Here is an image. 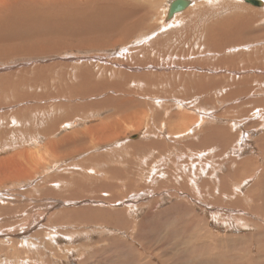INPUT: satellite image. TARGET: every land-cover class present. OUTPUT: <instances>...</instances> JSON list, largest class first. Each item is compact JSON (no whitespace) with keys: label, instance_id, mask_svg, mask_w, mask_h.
Segmentation results:
<instances>
[{"label":"rangeland","instance_id":"obj_1","mask_svg":"<svg viewBox=\"0 0 264 264\" xmlns=\"http://www.w3.org/2000/svg\"><path fill=\"white\" fill-rule=\"evenodd\" d=\"M123 1L0 29V264H264V0H191L169 27L171 0Z\"/></svg>","mask_w":264,"mask_h":264},{"label":"bare ground","instance_id":"obj_2","mask_svg":"<svg viewBox=\"0 0 264 264\" xmlns=\"http://www.w3.org/2000/svg\"><path fill=\"white\" fill-rule=\"evenodd\" d=\"M20 2H22V4H19ZM25 2H27V3H29L30 5H28V4H26ZM114 2H117L118 3V6H119V8H120V6H122L123 4H125V2L123 1V0H116V1H114V0H83V3L82 2H79V1H77V0H0V19H2V17L3 16H6L7 17V21H4V22H9V21H11L12 20V22H9V23H7V26H6V24L5 25H2V26H0V29L2 30V29H4V30H6L7 31V29H11V30H13V29H16V28H14V27H21V25H22V23H24V25H25V27H31V26H34V25H36V23H37V20H38V18H43V19H41V20H47L48 18H52L51 20H53L54 21V23L55 22H57V21H59V19L60 18H63V20L65 19H69V20H72V21H75L76 23H79V22H77L75 19H73V18H71V17H68V16H66V15H68V14H70V15H77V16H79L80 15V18L81 19H83V18H85V20H86V18L87 17H89V18H93L94 16H96L95 15V11L96 10H98L99 9V7L100 6H104V5H106L107 7H110V6H112V4H114ZM249 4V3H248ZM165 5H169V3L168 4H165ZM191 5V4H190ZM198 5V4H197ZM252 5V4H251ZM263 5V0H261V5L260 6H262ZM64 6H69V8H66V9H64L65 7ZM105 6V7H106ZM165 7V9H164V16H163V18H164V22H162V21H160V22H162V24H164L166 27H169V26H172L173 24H175L177 21H178V19H177V14L178 13H175L174 15H173V17H171V18H169V19H167L166 20V14H167V9H168V7ZM253 6V5H252ZM255 6V5H254ZM260 6H256V7H260ZM59 7H64V8H59ZM189 7V6H188ZM194 7V6H193ZM15 8H17V9H15ZM111 8H114V7H111ZM110 8V9H111ZM122 8H124V7H122ZM15 9V10H14ZM188 9V8H187ZM191 9H192V7H191ZM119 10H117V9H111L110 11L108 10L107 12H105V13H103V14H106V20H107V22H106V25H109L110 26V24H113L116 20H119L120 21V19H121V21L122 20H124V15L125 16H127L126 15V13H122V12H118ZM187 11V10H186ZM189 11V10H188ZM187 11V13H189ZM162 12V11H161ZM128 13V12H127ZM155 13V12H154ZM182 13V12H181ZM3 16H2V15ZM100 14H102V12L100 13ZM183 17V16H182ZM54 18V19H53ZM57 18H59V19H57ZM235 18V17H234ZM234 18H232L233 20H234ZM97 19V18H96ZM104 20H105V18H103ZM103 19H101V20H95V19H93L94 21H92V22H89L88 24L90 25V23L91 24H94V22H97V23H99V24H104V20ZM180 19V18H179ZM50 20V21H51ZM62 20V21H63ZM166 20V21H165ZM232 20V21H233ZM49 21V22H50ZM52 21V22H53ZM88 21H89V19H88ZM90 21H91V19H90ZM235 21V20H234ZM60 22V21H59ZM70 22V21H69ZM68 22V23H69ZM87 22V21H86ZM85 22V23H86ZM117 22V21H116ZM240 22V21H239ZM82 23V22H81ZM84 23V24H85ZM150 23V22H149ZM242 23V22H241ZM44 24H45V22H44ZM46 24H48L47 22H46ZM45 24V25H46ZM61 24V23H60ZM71 24L72 23H70V26H71ZM74 24L75 23H73V25L72 26H74ZM96 24V23H95ZM94 24V25H95ZM232 24V23H231ZM236 24V23H235ZM240 23H238V25H239ZM39 24L37 23V25L36 26H38ZM41 25H43V24H41ZM49 25H51V24H49ZM57 25V24H56ZM56 25H55V27H56ZM59 25V24H58ZM86 25V24H85ZM84 25V26H85ZM61 26H63L62 24H61ZM69 26V25H68ZM68 26H67V28H68ZM69 26V27H70ZM71 26V27H72ZM75 26H77V25H75ZM78 26H80V23L78 24ZM92 26V25H91ZM6 27H7V29H6ZM54 27V26H53ZM65 27V26H64ZM86 27H88V26H85V28ZM96 27V26H95ZM101 27V26H100ZM27 28V29H28ZM74 28V27H73ZM78 28V27H77ZM76 27H75V30L77 29ZM89 28V27H88ZM87 28V29H88ZM35 29H38V28H36V27H34V29H32V30H35ZM58 28H56L55 30H57ZM63 29H65V28H62L61 30L63 31ZM94 29V28H93ZM100 29V28H99ZM29 30V29H28ZM40 30V29H39ZM48 30V29H47ZM52 30V29H51ZM50 30V31H51ZM71 30V29H70ZM30 31V30H29ZM28 31V32H29ZM41 31V30H40ZM40 31H39V33H40ZM43 31H45L44 29H43ZM49 31V32H50ZM53 31V30H52ZM58 31V30H57ZM73 31V30H72ZM78 30H76V32H77ZM26 32H27V30H26ZM85 32V31H84ZM31 33V32H30ZM34 33H36V32H34ZM33 33V31H32V35L34 34ZM38 33V34H39ZM44 33V32H43ZM47 33V32H46ZM80 33V32H79ZM23 34V33H22ZM27 34V33H26ZM37 34V35H38ZM41 34V33H40ZM30 35V34H29ZM36 35V34H35ZM241 35V34H240ZM22 42V41H21ZM255 44V43H254ZM2 45V44H1ZM111 48V47H110ZM115 50V49H114ZM117 54V53H116ZM8 55V54H7ZM16 55V54H15ZM110 55V54H109ZM125 57V56H124ZM3 58V57H2ZM8 59V58H7ZM128 66V65H127ZM47 67V66H46ZM19 71H21V69L19 70ZM24 73V72H23ZM19 74H20V72H19ZM127 74V73H126ZM17 75V74H16ZM21 76V75H20ZM2 77V76H1ZM19 77V76H18ZM21 78V77H20ZM130 80V79H129ZM65 82V81H64ZM147 82V81H146ZM86 83V82H85ZM88 83V82H87ZM82 85H83V83H81ZM212 84V83H211ZM2 85V84H1ZM69 85V84H68ZM67 85V86H68ZM88 85V84H87ZM98 85H99V83H98ZM199 85H201L200 83H199ZM66 86V87H67ZM73 86V85H72ZM94 87V86H93ZM112 87V86H111ZM116 87V86H115ZM114 87V88H115ZM85 88V87H84ZM83 88V89H84ZM203 88V87H202ZM6 89V88H5ZM61 89V88H60ZM96 89V88H95ZM101 90V89H100ZM115 90V89H114ZM31 91V90H30ZM88 91H90V90H88ZM87 91V92H88ZM91 91H92V89H91ZM69 92V91H68ZM95 92V91H94ZM97 93H98V91H96ZM102 92V91H101ZM251 92H252V90H251ZM250 92V93H251ZM79 93V92H78ZM96 93V96L99 94H97ZM65 93H63V95H64ZM70 94V93H69ZM89 94V92L87 93V95ZM91 94V93H90ZM264 94V93H263ZM51 95V94H50ZM55 95V94H54ZM59 95V94H58ZM61 95V94H60ZM67 95V94H66ZM103 95V94H102ZM45 96V95H44ZM71 96V95H70ZM62 97H64V96H62ZM76 97V96H75ZM78 97V96H77ZM90 97H91V95H90ZM94 97V96H93ZM46 98V97H45ZM79 98V97H78ZM256 98V97H255ZM20 101V100H19ZM42 102H43V100H42ZM158 103V102H157ZM37 104V103H36ZM82 104V103H81ZM106 104H107V102H106ZM105 104V105H106ZM57 105V104H56ZM80 105V104H79ZM79 105H78V107H79ZM83 105V104H82ZM104 105V106H105ZM38 106V105H37ZM46 106V105H45ZM44 106V107H45ZM55 106V105H54ZM61 105L59 104V106L58 107H60ZM86 106V104L84 105V107ZM88 106V105H87ZM107 106V105H106ZM64 107V106H63ZM69 107V106H68ZM84 107H83V110H84ZM101 107V106H100ZM173 107V106H172ZM33 108V107H32ZM32 108H29V109H31L32 110ZM34 108H36L35 106H34ZM42 108V107H41ZM86 108V107H85ZM90 108V107H89ZM53 109V108H52ZM55 109V108H54ZM56 109H57V107H56ZM55 109V110H56ZM78 109V108H77ZM81 110H82V108H80ZM91 109L93 110V108L91 107ZM31 110H29V111H31ZM41 110H45V109H41ZM62 110V109H61ZM86 110V109H85ZM95 110V109H94ZM18 111V110H17ZM34 111V110H33ZM33 111H32V113H33ZM38 111V110H37ZM37 111H34V112H37ZM39 111H40V107H39ZM38 111V112H39ZM43 111H40V112H43ZM197 111V110H196ZM53 112V111H52ZM81 112V111H80ZM79 112V113H80ZM19 113H20V111H19ZM45 113V112H44ZM59 113H61V112H59ZM64 113V112H63ZM94 113V112H93ZM34 114V113H33ZM37 114V113H36ZM92 114V113H91ZM32 114L30 113V116H31ZM40 115H41V113H40ZM49 115V114H48ZM188 115V114H187ZM32 116H34V115H32ZM36 116V115H35ZM38 116V115H37ZM49 117V116H48ZM51 117V116H50ZM63 117V116H62ZM68 117V116H67ZM191 117V116H190ZM28 118H29V116H28ZM33 118V117H32ZM56 118V117H55ZM60 118V117H59ZM71 118V117H70ZM27 119V118H26ZM30 119V118H29ZM36 119V118H35ZM42 119V118H41ZM181 119H182V117H181ZM189 120L191 119V118H188ZM204 119V118H203ZM15 120V119H14ZM54 120V119H53ZM185 120V119H184ZM24 121H25V119H24ZM52 121V120H51ZM55 121V123H56V121H57V119L56 120H54ZM183 121V120H182ZM193 121V120H192ZM197 121V120H196ZM79 122V121H78ZM102 122V121H101ZM186 122V121H185ZM24 123V122H23ZM138 123V122H137ZM183 123V122H182ZM63 124V123H62ZM61 124V125H62ZM197 124V123H196ZM44 125V124H43ZM57 125V124H56ZM60 125V126H61ZM185 125V124H184ZM184 125H182V126H184ZM25 126V125H24ZM23 126V127H24ZM27 126V125H26ZM49 126V125H48ZM58 126V125H57ZM56 126V127H57ZM59 126V127H60ZM180 126V125H179ZM186 126H189L188 124L186 125ZM20 127V126H19ZM52 127V126H51ZM63 127V126H62ZM92 128V126H89V128ZM46 128V127H45ZM45 128H44V130H45ZM50 128V127H49ZM53 128V127H52ZM55 128V127H54ZM78 128V127H77ZM90 128V129H91ZM189 128V127H188ZM13 129V128H12ZM85 129V128H84ZM95 128H93V130H94ZM183 129H185V128H183ZM187 129V128H186ZM51 130V129H50ZM49 130V131H50ZM89 131V130H88ZM88 131H85V132H88ZM91 131V130H90ZM158 131V130H157ZM44 132V131H43ZM52 132V131H51ZM58 132V131H57ZM83 132V131H82ZM182 132H184V130L182 131ZM187 132V131H186ZM47 134H49L48 132H46ZM91 133V132H90ZM178 133V132H177ZM81 134V133H80ZM89 134V133H88ZM94 134V133H93ZM66 135V134H65ZM64 135V136H65ZM91 135V134H90ZM63 136V137H64ZM77 136V138H79L78 137V135H76ZM85 136V135H84ZM46 137H49V136H46ZM33 139H34V137H33ZM52 139V138H51ZM63 139L64 138H62V140L61 141H63ZM66 139V138H65ZM74 139V138H73ZM109 139V138H108ZM57 140V139H56ZM59 140V139H58ZM92 140V139H91ZM90 140V141H91ZM140 140V139H139ZM31 141V140H30ZM47 141H48V139H47ZM52 142L54 141V140H51ZM61 141H58V142H61ZM103 141V140H102ZM51 142V143H52ZM56 143H57V141H55ZM93 142V141H92ZM97 142V141H96ZM47 144H48V142H46ZM45 142H44V145L46 144ZM50 143V142H49ZM91 143V142H90ZM98 143V142H97ZM46 144V145H47ZM54 144V143H53ZM59 144V143H58ZM43 145V146H44ZM54 145H56V144H54ZM53 145V146H54ZM48 146V145H47ZM46 146V147H47ZM53 146L51 147V148H53ZM167 146V145H166ZM244 146V145H243ZM56 147V146H55ZM49 149V148H48ZM60 149H62V148H59V150ZM41 150V149H40ZM169 150V149H168ZM42 151V150H41ZM50 151V150H49ZM52 151V150H51ZM63 151V150H62ZM38 152V151H37ZM36 152V154H38ZM43 152V151H42ZM46 152V151H45ZM48 152V151H47ZM142 152V151H141ZM33 153V152H32ZM35 153V152H34ZM49 153V152H48ZM37 156V155H36ZM38 156H40V155H38ZM42 156V155H41ZM165 156V155H164ZM43 157V156H42ZM147 157V156H146ZM33 158V157H32ZM36 158V157H35ZM39 158V157H38ZM30 159V158H29ZM92 159V158H91ZM140 159V158H139ZM244 159V158H243ZM36 161L37 162H41L40 160L38 161V159L36 158ZM33 162V161H32ZM146 162V161H145ZM250 163H251V161H250ZM41 164V163H40ZM44 165V164H43ZM72 166V165H71ZM259 167V166H258ZM104 169V168H103ZM36 171H38V170H36ZM137 171H139V170H137ZM174 171V170H173ZM28 172H30V171H28ZM35 172V171H34ZM177 172V171H176ZM5 173V172H4ZM140 173H142V172H140ZM256 174V173H255ZM27 175V174H26ZM28 175H30L29 173H28ZM106 176V175H105ZM63 177V176H62ZM61 177V178H62ZM17 178V177H16ZM142 178V177H141ZM251 178V177H250ZM2 179V178H1ZM145 179V178H144ZM7 179H5V181H6ZM10 180V179H9ZM9 180H7V181H9ZM12 180H14L15 181V179H12ZM66 180V179H65ZM240 180V179H239ZM63 181V180H62ZM144 181V180H143ZM232 181V180H231ZM234 181V180H233ZM0 183H2V181L0 182ZM31 183V182H30ZM243 183V182H242ZM230 187V186H229ZM253 187V186H252ZM165 188V187H164ZM174 189V188H173ZM251 190V189H250ZM253 193V192H252ZM58 194V193H57ZM159 194V193H158ZM171 194V193H170ZM255 194H256V192H255ZM254 195V194H253ZM69 197V196H68ZM102 197V196H101ZM53 198V197H52ZM154 198V197H153ZM238 198V197H237ZM61 199H62V196H61ZM88 200V199H87ZM122 200V199H121ZM101 201H102V199H101ZM152 201V200H151ZM157 201V200H156ZM180 201V200H179ZM76 202V201H75ZM74 202V203H75ZM104 203V202H103ZM73 205V204H72ZM120 205V204H119ZM124 206V205H123ZM13 208V207H12ZM178 209V208H177ZM120 210V209H119ZM118 210V211H119ZM169 210V209H168ZM254 210V209H253ZM117 211V212H118ZM124 211V210H123ZM127 211V210H126ZM125 211V212H126ZM248 211V210H247ZM59 212V211H58ZM220 212V211H219ZM177 213V212H176ZM174 214V213H173ZM219 214V213H218ZM217 214V215H218ZM234 214H235V212H234ZM258 214H259V211H258ZM6 215V214H5ZM216 215V216H217ZM50 216V215H49ZM252 216V215H251ZM89 217V216H88ZM183 217V216H182ZM193 217V216H192ZM244 217V216H243ZM73 218H74V216H73ZM91 218V217H90ZM112 218V217H111ZM170 219V218H169ZM195 219L196 218H194V219H190L187 223H186V225H185V227H186V234H187V232H190V233H193L192 231L194 230L195 231V229H196V226L198 225V223H197V221H195ZM201 219V218H200ZM225 219V218H224ZM74 220H75V218H74ZM141 220V219H140ZM167 220V219H166ZM179 221V220H178ZM223 221V220H222ZM169 222V221H168ZM224 222V221H223ZM200 223V222H199ZM242 223V222H241ZM133 224V223H132ZM136 224V223H135ZM234 224V223H233ZM51 225V224H50ZM182 225V224H181ZM232 225V224H231ZM240 225V224H239ZM263 226V225H262ZM111 227V226H110ZM150 227V226H149ZM193 227H195V228H193ZM198 227H200V226H198ZM197 227V228H198ZM240 227V226H239ZM242 227V226H241ZM152 228H153V226H152ZM164 228V227H163ZM202 228V227H201ZM201 228H199V229H201ZM119 230H120V228H119ZM64 231V230H63ZM100 231H101V229H100ZM121 231V230H120ZM202 231V230H201ZM197 232V234H195L196 236H195V238L193 239L192 237H191V235L189 236V237H191L190 239H191V242L192 243H189V242H184V244L183 245H181V250H180V252L182 253V259L184 260V261H186V262H189L193 257H197V258H199V259H202V256H201V254H200V249L202 250V249H204V250H206V247L209 249V247L211 246V240L209 239V237L208 236H206L207 234H205V232ZM203 231H205V229L203 230ZM67 232V231H66ZM91 232V231H90ZM16 233V232H15ZM169 233V232H168ZM177 233V232H176ZM184 233V232H183ZM254 233V232H253ZM102 234V233H101ZM194 234H193V236H194ZM60 235V234H59ZM140 235H141V233H140ZM181 235V234H180ZM179 235V236H180ZM121 236V235H120ZM173 236V241L171 242V248L175 245V244H177L178 242H180L181 240H183V239H185L186 238V236H185V234H184V236L183 235H181L180 237H177V236H175V235H172ZM123 237V236H122ZM169 237V236H168ZM188 237V238H189ZM34 238V237H33ZM176 238H179V239H176ZM238 238V237H237ZM7 239V238H6ZM22 239V238H21ZM214 240H215V238H213ZM212 239V240H213ZM143 240V239H142ZM141 240V241H142ZM170 240V239H169ZM169 240H168V242H169ZM241 240V239H240ZM262 240V239H261ZM185 241V240H184ZM221 241V240H220ZM57 242V241H56ZM144 242H146L145 240H144ZM168 242H166V243H168ZM215 242H217V240L215 241ZM222 242V241H221ZM236 242V241H235ZM117 243V242H116ZM122 243V242H121ZM120 243V244H121ZM142 243L143 242H139V244L140 245H142ZM223 243V242H222ZM225 243V242H224ZM53 244V243H52ZM170 244V243H169ZM208 244V245H207ZM210 244V245H209ZM252 244V243H251ZM259 244V243H258ZM213 245H215L214 243H213ZM121 246H122V244H121ZM121 246H120V248H121ZM13 247V246H12ZM119 246L117 245L115 248H118ZM142 247H144L142 250H146V249H148L149 247H153V246H149V247H146V246H142ZM158 249H160L159 251H162L163 250V248L164 247H166L164 244H163V246H162V244H157V246H156ZM18 248V247H17ZM244 248V247H243ZM248 248V247H247ZM136 249V248H135ZM153 249V248H152ZM164 249H166V248H164ZM212 249V248H211ZM214 249H216V248H214ZM65 250V249H64ZM122 250V249H121ZM10 251V250H9ZM143 251V252H144ZM154 251V250H153ZM219 251V250H218ZM223 251V250H222ZM225 251H227V250H225ZM246 251V250H245ZM19 252V251H18ZM143 252L141 253V251H138V249H137V253L140 255V257H139V259H140V261H141V264H150V261H148L149 259V257L147 258V257H145L144 255L146 254L145 252H144V254H143ZM147 252V251H146ZM205 252V251H204ZM136 253V254H137ZM214 252H213V249H212V251L210 252V253H207V254H205L204 255V262L203 263H205L206 261H208L209 259L210 260H212L214 257L216 258V257H219V258H221L222 256H221V254L220 253H218L217 252V254H215V256H214V254H213ZM222 253V252H221ZM115 254V253H114ZM138 254H137V256H138ZM150 254V253H149ZM166 254V253H165ZM224 254V253H223ZM222 254V255H223ZM226 254V253H225ZM244 254V253H243ZM15 255V254H14ZM151 255V254H150ZM149 255V256H150ZM158 255V254H157ZM191 256V259H188L187 257H185V256ZM221 257H220V256ZM246 255V254H245ZM134 257H136V256H134ZM151 257V256H150ZM244 257V256H243ZM9 258V257H8ZM164 258V257H163ZM226 258V257H225ZM109 259V258H108ZM115 259V258H114ZM138 259V258H137ZM151 259V258H150ZM161 259L162 258H160V261H161ZM179 258H178V255L177 256H175V257H171V258H169L168 260H166V261H163V259H162V261L166 264H173V262L174 261H176V260H178ZM217 259V258H216ZM236 259V258H235ZM33 260V259H32ZM111 260H112V258H111ZM203 260V259H202ZM161 261V262H162ZM215 261V260H214ZM21 262V261H20ZM107 262V261H106ZM210 262V261H209ZM114 263V262H113ZM207 263V262H206ZM38 264V263H37ZM181 264V263H180ZM183 264V263H182ZM226 264V263H225Z\"/></svg>","mask_w":264,"mask_h":264},{"label":"water","instance_id":"obj_3","mask_svg":"<svg viewBox=\"0 0 264 264\" xmlns=\"http://www.w3.org/2000/svg\"><path fill=\"white\" fill-rule=\"evenodd\" d=\"M246 3L260 6L261 0H244ZM191 0H171L168 5L167 14H166V20L173 17L175 13H179L186 9L188 6H190ZM131 137H135L136 135H133Z\"/></svg>","mask_w":264,"mask_h":264}]
</instances>
